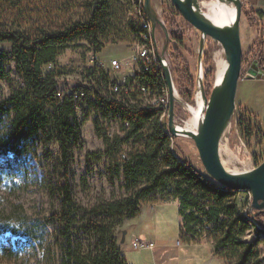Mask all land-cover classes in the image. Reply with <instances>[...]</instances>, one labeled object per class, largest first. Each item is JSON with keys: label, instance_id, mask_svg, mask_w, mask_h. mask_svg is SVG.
Segmentation results:
<instances>
[{"label": "trees", "instance_id": "trees-1", "mask_svg": "<svg viewBox=\"0 0 264 264\" xmlns=\"http://www.w3.org/2000/svg\"><path fill=\"white\" fill-rule=\"evenodd\" d=\"M28 1L0 0V44L10 45L9 53L0 50V83L13 82L4 67L7 55H11L22 79L12 87L8 98L0 100V183L14 181L26 170L30 156L39 159L36 142L40 138L49 136L59 146L60 155L50 168L49 189L60 207L44 219V226L57 227L51 243L58 248L60 264H128L116 229L124 219L137 217L143 205H157L169 197L178 200L184 243L197 244L208 232L218 258L230 264H262L258 245L264 239H245L250 226L237 199L241 191L221 186L181 160L173 150L174 137L166 131L167 125H162L157 109L143 107L145 96L133 83L129 82L128 92L124 87L115 92L107 74L90 68L85 73L89 87L79 83L65 93L59 89L60 81L54 73L43 74V67L55 63L60 51L77 41L90 42L95 53H101L110 42L131 38L135 43L141 41L136 9L134 19L124 22L119 0H53L61 5L85 4V17L59 27L48 26L45 20L26 21L22 28L16 22V7ZM242 2V11L258 26L256 62L264 72V27L257 20L259 13ZM143 14L147 17L144 9ZM148 83L155 92L161 89L153 76H148ZM80 90L87 94L89 112L93 110L98 116L94 124L105 138L107 151L120 149L128 140L134 146L121 153L118 167L129 195L99 201L90 209L77 202L71 183L73 151L82 146L75 108ZM89 112L83 113L89 118ZM109 114L117 117L128 134L126 138L113 143L109 140L111 133L105 122ZM239 120L242 133L250 136V123L241 116ZM45 154L51 156L48 148ZM158 195L165 196L159 199ZM41 225L31 233L44 250Z\"/></svg>", "mask_w": 264, "mask_h": 264}, {"label": "rangeland", "instance_id": "rangeland-1", "mask_svg": "<svg viewBox=\"0 0 264 264\" xmlns=\"http://www.w3.org/2000/svg\"><path fill=\"white\" fill-rule=\"evenodd\" d=\"M218 1L224 2L200 0V9L208 17L209 8L205 4L212 5ZM138 2L139 0H119L122 6L120 15L124 22L134 19ZM224 3L228 7L232 5ZM152 5L169 34L167 37L162 27L158 26L154 38L157 40V52L165 59L172 75L175 97L174 125L189 126L193 113L188 107L197 106L198 96L201 98V72L202 84L209 97L216 84L217 62L222 58L226 60V56L223 47L208 37L200 58L201 32L178 12L171 0H152ZM16 8V22L19 27L25 28L26 21L38 23L43 20L48 26L59 27L85 17L86 5H61L53 0H29L20 3ZM250 17L242 11V72L236 96L235 115L224 141V156L234 159L240 172L255 169L264 162V78L259 77L255 69L254 62L258 60L255 47L260 38L258 26ZM92 47L93 45L85 40L71 44L60 51L55 63L43 67V74L54 73L60 81L59 89L66 93L71 87L86 81L85 73L89 68L88 58L93 52ZM136 48L132 38L123 42H110L104 46L100 56L106 65H109L112 59H129ZM0 50L9 53L10 45L0 44ZM5 59L7 61L4 62V67L10 72L13 82L0 83V100L8 98L12 87L22 81L11 55H7ZM188 92H191L190 96L187 95ZM168 98L170 102V95ZM82 112L76 119L82 128V146L73 151L71 183L77 202L90 209L99 201L118 200L129 195L124 177L118 173V167L121 153H127L134 149V146L133 141L128 140L120 149L109 153L105 138L97 133L95 124ZM111 116L109 114L105 122L111 133L109 140L113 143L117 138H126L128 134L122 130L117 117ZM240 116L250 123V136L242 133L239 126ZM173 137V150L177 156L208 175L193 139L187 135ZM36 148L39 159L30 156L26 170L14 181L0 183V264H60L58 248L51 243L57 227L52 224L44 226V219L60 207L59 200L52 196L49 189L52 178L50 168L56 164L60 150L49 136L40 138L36 142ZM47 148L51 156H46ZM164 196L158 195L159 199ZM237 199L239 206L243 207L246 202L244 191L237 195ZM162 200L157 205H143L137 217L126 218L118 226L116 237L123 253L134 249L133 242L145 240L154 241L155 247L150 251H138H142L148 261H151L154 254L156 264H230L214 255L213 238L208 232L202 235L197 244L184 243L180 236L178 200L171 197L168 201ZM254 215L264 226V210H255ZM38 224H42L44 250H40L39 240L31 233ZM124 230L127 231L126 240L121 243ZM258 249L259 259L264 264V242L258 245Z\"/></svg>", "mask_w": 264, "mask_h": 264}, {"label": "water", "instance_id": "water-1", "mask_svg": "<svg viewBox=\"0 0 264 264\" xmlns=\"http://www.w3.org/2000/svg\"><path fill=\"white\" fill-rule=\"evenodd\" d=\"M178 12L198 31L201 32L199 57H202L206 38H211L219 43L224 50L227 69L220 85H214L209 97L206 95L202 77L200 79V91L204 99L203 117L196 132L185 131L179 134L174 125L175 97L174 86L170 69L165 65L164 72L169 87V131L172 136L187 135L191 137L199 153V158L208 175L218 184L235 191L249 190L252 193L251 210H264V162L255 169L246 172H229L223 165L220 156V145L223 136L230 126L236 111V96L239 81L241 79L243 47L241 40V15L242 0H234L236 5V21L231 27H221L212 23L200 9V0H171ZM144 10L152 23L153 34L158 26L169 37L166 26L161 22L152 0H144ZM166 49V45L164 50ZM255 69L258 76L264 78V72L255 61ZM127 231H123L121 243H125Z\"/></svg>", "mask_w": 264, "mask_h": 264}, {"label": "built area", "instance_id": "built-area-1", "mask_svg": "<svg viewBox=\"0 0 264 264\" xmlns=\"http://www.w3.org/2000/svg\"><path fill=\"white\" fill-rule=\"evenodd\" d=\"M143 1L139 0L136 5V18L141 28L140 39L136 43V49L132 51L129 59H112L109 65H106L103 58L100 56L101 53L92 52L88 58L89 68L103 71L107 74L110 80L113 82V88L115 92H118L121 87L125 88V91H129V82L133 83L135 87L140 90L145 96L143 107H152L157 109L158 118L162 125H167L166 131L170 134L168 127L169 117V92L167 86V80L164 73V66L166 65L165 59H162L156 49L157 40L154 38L152 23L148 17L143 14ZM87 71V70H86ZM87 73V72H86ZM148 76H153L156 83L160 86V90L157 92L152 89L148 83ZM146 80L143 82V80ZM86 87H89L88 81L81 82ZM79 86V85H76ZM74 88V86H73ZM72 89V87H71ZM76 104L75 108L78 114L83 112H89L87 94L84 90L78 91L75 97ZM92 100H95L94 96H91ZM82 112V113H83ZM97 115L91 110L89 112V119L94 123L97 119ZM129 127V123H126ZM172 136V135H171ZM246 202L243 205V216L248 221L250 230L246 236V240H255L257 237L264 239V226L260 221L257 220L254 212L251 210L252 207V193L249 190L244 191ZM253 236V237H251ZM250 239H248V238ZM133 248L136 250H152L155 247L154 241L137 240L133 242Z\"/></svg>", "mask_w": 264, "mask_h": 264}, {"label": "bare ground", "instance_id": "bare-ground-1", "mask_svg": "<svg viewBox=\"0 0 264 264\" xmlns=\"http://www.w3.org/2000/svg\"><path fill=\"white\" fill-rule=\"evenodd\" d=\"M224 2H227V3H230L232 5H230L228 7V5H226V3ZM224 2H220L218 1V3H215V4H212V5H208V4H205L207 8H209V13L208 14V19L218 25V26H221V27H231L232 25H234L235 21H236V5L234 3V0H224ZM201 4V3H200ZM225 63H226V66H225ZM227 61L225 59H219L218 62H217V75H216V85H220L224 79V76H225V72H226V69H227ZM203 72H201V77L203 78ZM198 93V92H197ZM199 93L201 95V98L200 96H198V102H197V106H187L188 109L190 111H192L193 113V117H192V120L191 122L189 123V126L186 125V126H177V130L179 132V134H184L185 131H192V132H196L197 131V127L203 117V113H204V99H203V96H202V93L201 91L199 90ZM228 129L229 127L227 128L224 136H223V139H222V142H221V145H220V156H221V160H222V163L224 165V167L229 171V172H233V173H240V171H238V168H237V163L234 159L230 158V157H225L224 156V141L226 140V137H227V134H228ZM227 154H228V151H227ZM232 156V155H231ZM237 160V159H236Z\"/></svg>", "mask_w": 264, "mask_h": 264}, {"label": "crops", "instance_id": "crops-1", "mask_svg": "<svg viewBox=\"0 0 264 264\" xmlns=\"http://www.w3.org/2000/svg\"><path fill=\"white\" fill-rule=\"evenodd\" d=\"M244 3L252 8L255 12L259 13L256 15L258 22L262 23L264 27V0H243ZM259 37V36H258ZM142 251H150V250H142ZM142 251L138 250H130V251H124V255L126 256V259L128 261V264H156V257L153 254L151 256V261L146 260L144 254H142Z\"/></svg>", "mask_w": 264, "mask_h": 264}]
</instances>
